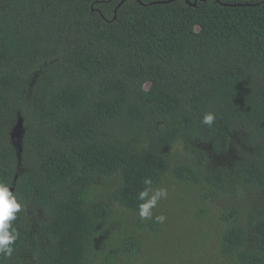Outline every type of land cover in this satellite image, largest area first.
Returning a JSON list of instances; mask_svg holds the SVG:
<instances>
[{"label": "trees", "instance_id": "16d2710c", "mask_svg": "<svg viewBox=\"0 0 264 264\" xmlns=\"http://www.w3.org/2000/svg\"><path fill=\"white\" fill-rule=\"evenodd\" d=\"M121 1L0 0V264H264V0Z\"/></svg>", "mask_w": 264, "mask_h": 264}, {"label": "clouds", "instance_id": "9594fccd", "mask_svg": "<svg viewBox=\"0 0 264 264\" xmlns=\"http://www.w3.org/2000/svg\"><path fill=\"white\" fill-rule=\"evenodd\" d=\"M216 120L213 112L204 114L202 123L212 126ZM146 187L138 193V199L142 201L139 205L138 215L141 220L153 218V209L158 206L161 199L166 198V189H153L151 179H145ZM25 205L18 199L17 195L10 190L7 184L0 183V256L11 257L14 251L12 245L18 239V233L13 227L12 222L18 213L24 209ZM158 223L163 224L166 220L164 215L155 216Z\"/></svg>", "mask_w": 264, "mask_h": 264}, {"label": "water", "instance_id": "95a60500", "mask_svg": "<svg viewBox=\"0 0 264 264\" xmlns=\"http://www.w3.org/2000/svg\"><path fill=\"white\" fill-rule=\"evenodd\" d=\"M125 1H126V0H122L118 7H120ZM139 1H140V0H139ZM171 1H173V0H167V1H161V2H162V3H167V2H171ZM187 2L190 3V4H192V5H195V4H196V2L191 3L189 0H187ZM17 131H18V129L15 128V129H14V132H17ZM13 136H15L14 133H13Z\"/></svg>", "mask_w": 264, "mask_h": 264}, {"label": "rangeland", "instance_id": "374dc122", "mask_svg": "<svg viewBox=\"0 0 264 264\" xmlns=\"http://www.w3.org/2000/svg\"><path fill=\"white\" fill-rule=\"evenodd\" d=\"M14 135H15V136H18V131H17V132H14Z\"/></svg>", "mask_w": 264, "mask_h": 264}]
</instances>
